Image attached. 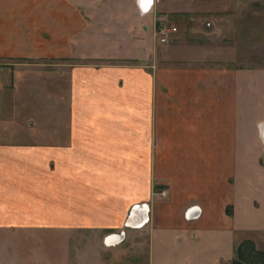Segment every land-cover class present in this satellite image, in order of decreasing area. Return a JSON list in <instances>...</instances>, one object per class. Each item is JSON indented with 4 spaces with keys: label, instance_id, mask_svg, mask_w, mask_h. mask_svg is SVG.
<instances>
[{
    "label": "crops",
    "instance_id": "crops-1",
    "mask_svg": "<svg viewBox=\"0 0 264 264\" xmlns=\"http://www.w3.org/2000/svg\"><path fill=\"white\" fill-rule=\"evenodd\" d=\"M11 2L16 25L12 33L6 30L13 49L0 51L7 58L59 59L54 64L60 73L53 78L41 69L28 80L15 77L2 94L15 100L27 84L44 97L50 110L45 117L55 125L30 127L28 141L17 137L24 131L1 130L0 214L6 217H0V227L43 224L88 233L78 241H97L99 252L113 257L107 264H128L137 247L147 264H231L245 240L264 252V230L246 235L248 226L239 219L245 208L238 134L246 117L239 110V70L179 58L203 44L156 40L158 22L167 17L201 30L200 16L174 15L161 0L145 17L135 0L93 1L98 16L82 0ZM5 22L1 16L0 24ZM93 28L109 39L120 35L127 50L97 54L83 39ZM73 58L89 62L72 64ZM260 124L253 123L257 156L264 150ZM144 204L149 221L142 229L127 228L132 208ZM193 206L202 216L187 221L184 214ZM121 232L124 242L104 245L107 236Z\"/></svg>",
    "mask_w": 264,
    "mask_h": 264
},
{
    "label": "rangeland",
    "instance_id": "rangeland-1",
    "mask_svg": "<svg viewBox=\"0 0 264 264\" xmlns=\"http://www.w3.org/2000/svg\"><path fill=\"white\" fill-rule=\"evenodd\" d=\"M93 1L97 0H82L86 10L93 8V4H90ZM161 2L164 5L163 8L174 15L200 16L201 22L198 25L203 28V32L204 27L208 31L206 35L201 32L202 28L201 30L194 29L195 27L190 28L191 24L186 27L180 19L174 18L176 19L174 20L167 17L158 22L157 43L175 44L176 41H183V39L186 42H197L203 46L194 44L190 51L178 54L179 58L211 60L239 70L243 89L239 110L246 116L245 120L244 118L242 120L238 134V137L243 136L244 141L240 143L239 155L242 156L238 164V178L241 183L240 197L244 200L245 208L243 215L239 213V219L242 224L246 223L248 226L245 229L246 235L257 236L258 233H263V231L256 233L257 231L264 230V150H261L259 156L256 155L258 151L253 123L257 120L261 122L260 126L264 124V0H161ZM12 11L14 7L11 0H0V17H5L6 21L0 24L5 29L3 31L1 29L5 38L3 41L0 40V47L7 49L12 48L7 47L10 41L8 39L11 38L8 35L13 32L12 29L16 25V16L12 14ZM105 11L109 14L107 8ZM92 12L98 16L96 8H93ZM106 25L108 26L107 23ZM162 27L168 31L177 28V32L169 35L167 43L161 42L159 30ZM193 30L198 33H194ZM101 33L104 32H95L93 28L92 33L87 32L83 35V39L93 46L97 54H109L111 51L120 54L127 50L126 41L120 35H116L115 40L101 36ZM26 43V47H29L30 40ZM128 52L135 54L133 49ZM173 55L176 58L177 54ZM69 60L72 64L89 62L74 58ZM58 61L60 60L50 58H7L0 51V83L8 81V86L0 84V132L5 130V134H9L12 130L19 135L20 131H24L23 136L17 137L28 141L26 133L29 132L30 127L37 125L44 128V126L55 125V121L50 124L45 117L44 113L50 110H46L44 97L29 91L27 84L24 86L25 93L18 94L15 100L11 96L2 94L4 90L12 89L15 77L28 80L29 77L34 78L33 74H40L41 69H49L52 72L49 74L50 77L59 76L60 67L54 64ZM44 64L54 66H44ZM71 69L70 67L69 70ZM249 118L251 119L248 120ZM242 127L244 132L241 130ZM259 133L260 141L264 145L261 130L258 135ZM1 135L0 133V137ZM20 138L16 139L20 140ZM243 147H247V150L245 151L246 148ZM243 152L245 154H242ZM258 161L262 167L257 164ZM255 199L258 200V206L253 204ZM3 216L6 217L0 214V217ZM42 219L43 217H40L38 223ZM33 221L37 222V220ZM37 225L38 227L22 225L17 228L0 227V264H107L112 261L109 259L113 257L99 252L97 241H78L83 234L87 236L88 233L78 230H54L46 228L43 224ZM103 243L106 246L105 241ZM140 250V247H137L133 253L128 254V264H147L141 260Z\"/></svg>",
    "mask_w": 264,
    "mask_h": 264
},
{
    "label": "built area",
    "instance_id": "built-area-1",
    "mask_svg": "<svg viewBox=\"0 0 264 264\" xmlns=\"http://www.w3.org/2000/svg\"><path fill=\"white\" fill-rule=\"evenodd\" d=\"M156 1L158 0H135L138 13L141 17H145L154 13L156 8ZM177 32V28H172L167 30L166 28H161L159 30V35L161 37L162 43H167L169 41V35L171 33ZM149 207L147 205H136L132 208L128 220L125 224L127 228L142 229L146 223L149 221ZM202 216V209L199 206H193L186 210L184 217L187 221H194L200 219ZM131 221V223H130ZM133 223V224H132ZM125 232L120 234H112L105 238L106 246H118L125 239Z\"/></svg>",
    "mask_w": 264,
    "mask_h": 264
},
{
    "label": "trees",
    "instance_id": "trees-1",
    "mask_svg": "<svg viewBox=\"0 0 264 264\" xmlns=\"http://www.w3.org/2000/svg\"><path fill=\"white\" fill-rule=\"evenodd\" d=\"M237 255V259L231 264H264V252L257 250L251 240H245L241 243Z\"/></svg>",
    "mask_w": 264,
    "mask_h": 264
},
{
    "label": "bare ground",
    "instance_id": "bare-ground-1",
    "mask_svg": "<svg viewBox=\"0 0 264 264\" xmlns=\"http://www.w3.org/2000/svg\"><path fill=\"white\" fill-rule=\"evenodd\" d=\"M260 130H261L262 138H263V141H264V124H262V125L260 126ZM130 223H131V221H130ZM132 224H133V223H132Z\"/></svg>",
    "mask_w": 264,
    "mask_h": 264
}]
</instances>
